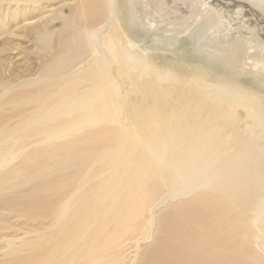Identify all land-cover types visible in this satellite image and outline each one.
<instances>
[{
	"label": "bare ground",
	"instance_id": "obj_1",
	"mask_svg": "<svg viewBox=\"0 0 264 264\" xmlns=\"http://www.w3.org/2000/svg\"><path fill=\"white\" fill-rule=\"evenodd\" d=\"M215 1L0 0V264H264V0Z\"/></svg>",
	"mask_w": 264,
	"mask_h": 264
},
{
	"label": "rangeland",
	"instance_id": "obj_2",
	"mask_svg": "<svg viewBox=\"0 0 264 264\" xmlns=\"http://www.w3.org/2000/svg\"><path fill=\"white\" fill-rule=\"evenodd\" d=\"M222 3V4H221ZM214 5H219V4H221V5H226L227 7L229 6L228 4V1H226V0H222V2H214L213 3ZM234 5H231V6H229V8H227V9H233V8H235V6L233 7ZM249 7V9H250V11L251 12H253L254 13V15H255V19L258 21V24L260 25V26H264V18L261 16V14L257 11V10H255L254 8H251L250 6H248ZM233 10H235V9H233ZM262 20H260V19ZM260 22V23H259ZM160 55L159 56H163V55H161L162 53H159ZM189 54V52H187V51H185V52H182V53H180V52H176V53H174V54H170L171 55V57H170V55L168 54V58H171V59H173V60H179V61H181V59L182 58H184V57H186L187 55ZM174 55V56H173Z\"/></svg>",
	"mask_w": 264,
	"mask_h": 264
}]
</instances>
